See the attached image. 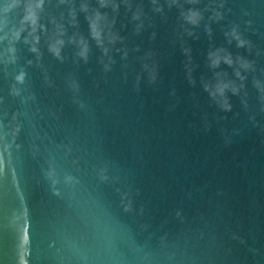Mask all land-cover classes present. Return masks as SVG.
Returning a JSON list of instances; mask_svg holds the SVG:
<instances>
[{"label": "water", "instance_id": "water-1", "mask_svg": "<svg viewBox=\"0 0 264 264\" xmlns=\"http://www.w3.org/2000/svg\"><path fill=\"white\" fill-rule=\"evenodd\" d=\"M0 264H264V0H0Z\"/></svg>", "mask_w": 264, "mask_h": 264}]
</instances>
